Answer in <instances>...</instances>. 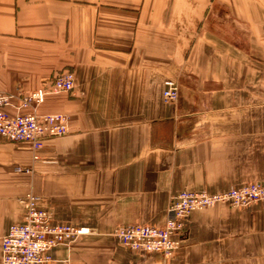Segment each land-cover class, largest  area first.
<instances>
[{
    "label": "crops",
    "instance_id": "crops-1",
    "mask_svg": "<svg viewBox=\"0 0 264 264\" xmlns=\"http://www.w3.org/2000/svg\"><path fill=\"white\" fill-rule=\"evenodd\" d=\"M263 1L0 0V92L74 76L37 109L66 115V135L0 138V240L33 195L50 224L91 232L51 251L68 264H264V200L193 212L167 259L112 236L163 225L181 191L264 181Z\"/></svg>",
    "mask_w": 264,
    "mask_h": 264
},
{
    "label": "built area",
    "instance_id": "built-area-1",
    "mask_svg": "<svg viewBox=\"0 0 264 264\" xmlns=\"http://www.w3.org/2000/svg\"><path fill=\"white\" fill-rule=\"evenodd\" d=\"M71 70L53 73L47 83L29 93L12 95L0 92V138L9 143L29 144L33 150L42 148L45 141L68 133V118L62 113H38L37 109L47 96L73 91ZM162 100L175 102L178 84L174 80L163 82ZM36 159V156H34ZM264 200V181L231 188L221 193L181 191L171 197L167 218L161 226L130 224L118 226L112 236L125 249L145 254H158L170 258L179 246L189 216L214 206L246 207ZM22 223L12 224L0 240L1 264H68L55 260L51 251L90 235L86 228L50 224L49 212L37 206L38 198L27 195L23 200Z\"/></svg>",
    "mask_w": 264,
    "mask_h": 264
},
{
    "label": "rangeland",
    "instance_id": "rangeland-1",
    "mask_svg": "<svg viewBox=\"0 0 264 264\" xmlns=\"http://www.w3.org/2000/svg\"><path fill=\"white\" fill-rule=\"evenodd\" d=\"M254 1H260V0H254ZM261 1H263V0H261ZM264 2V1H263ZM228 33H229V35L230 36H232V33H231V30H229V29H225L224 30V35H228ZM259 62H257V64H258Z\"/></svg>",
    "mask_w": 264,
    "mask_h": 264
}]
</instances>
